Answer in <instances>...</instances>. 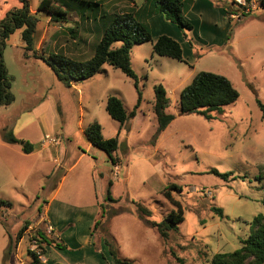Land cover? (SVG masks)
<instances>
[{"label":"rangeland","instance_id":"1","mask_svg":"<svg viewBox=\"0 0 264 264\" xmlns=\"http://www.w3.org/2000/svg\"><path fill=\"white\" fill-rule=\"evenodd\" d=\"M64 1L99 5L70 9L68 22L60 23L38 9L41 0H29L39 19L34 49L47 60L52 53L90 59L113 16L141 8L146 0ZM235 2L228 8L240 19L225 12L226 30L224 18L197 9L188 11L192 30L165 18L166 26L154 22L153 35L177 40L184 61L154 53L151 42L134 44L131 65L138 88L109 64L67 87L47 62L25 51L21 30L9 35L3 59L14 101L0 106V264H32V253L47 264H115L114 256L125 264H211L215 254L241 247L254 217L264 214V116L258 103H264V8L248 13L251 3ZM21 7L18 0H0V26ZM201 71L225 76L239 93L212 118L181 111V92ZM160 84L167 92L165 111L174 119L158 133L153 105ZM139 94L137 114L125 124L108 114L110 96L121 99L130 113ZM94 122L104 138L118 137L115 163L90 144L85 129ZM9 131L35 150L25 154L21 144L6 143ZM212 169L233 175L224 179ZM110 182L111 200L106 199ZM60 184L51 212L65 211L66 217L55 231L41 217ZM167 190L180 203L184 221L162 237L148 220L160 222L177 208ZM136 202L151 216H141ZM214 208H222L223 217ZM40 233L66 248L42 242Z\"/></svg>","mask_w":264,"mask_h":264},{"label":"trees","instance_id":"2","mask_svg":"<svg viewBox=\"0 0 264 264\" xmlns=\"http://www.w3.org/2000/svg\"><path fill=\"white\" fill-rule=\"evenodd\" d=\"M22 7L16 11L8 13L7 18L0 26V106H8L14 101V95L11 92V79L8 74L4 59L3 50L6 46V39L17 29L22 30V39L25 42V51H33L34 57L47 62L58 79L67 87H71L73 82L86 80L97 74L104 64H109L114 68L120 69L126 76L134 80L135 87L138 88V78L131 65V49L134 44L151 42L153 52L170 58L184 61L183 49L181 44L166 34H162L153 42L152 30L148 19L156 14H162L163 17L180 29L192 30L193 24L187 19L186 13L189 11L194 0H146L141 8H132L130 12L117 13L113 16L112 21L106 26L102 38L96 44L93 56L87 60H74L63 54L52 53L50 60L44 59L43 56H37L34 49L36 41L37 27L39 23L38 17L33 15L30 10L29 0H18ZM80 1V0H70ZM251 3L252 0H245ZM68 2V1H67ZM88 7L93 4L99 5V2L82 1ZM235 2V1H234ZM63 0H41L38 9L44 11L53 22L66 23L70 9L83 11L86 5L74 6L72 3H66ZM237 5H241L235 2ZM259 6L264 8V0H259ZM68 5V6H67ZM66 6V7H65ZM228 4L223 5L227 16L232 18L236 15L228 8ZM251 9H249L250 13ZM79 13V12H78ZM72 32V31H71ZM229 38L226 37V39ZM120 43V46H117ZM239 98V93L232 82L223 75L201 71L197 73L190 84H188L181 92L180 106L183 114L198 113L212 118L213 112L222 113L224 107L234 103ZM141 94H139L138 102L134 109L129 113L122 100L116 96H110L106 103V110L114 120L121 125L130 117H135L140 106ZM264 116V103L258 101ZM168 105L167 92L160 84L155 87L154 113L157 117L159 126L158 133L167 128L174 119V115L166 113L165 109ZM85 133L91 145L101 148L111 157L115 163L112 153L119 146L118 137L106 139L102 133V126L98 122L90 124ZM5 141L9 144H21V150L25 154H30L35 150V145L29 141H22L12 132H6ZM210 172L228 179L233 175L232 172L220 173L216 169ZM111 186L109 183L108 194L106 199L111 200ZM175 187V185H171ZM165 196L169 198L177 207L173 209L162 221L154 222L148 220V223L157 228L162 237H167L168 232L177 230L178 225L184 221L183 209L180 203L171 197V193L165 191ZM4 203V201H0ZM136 207L141 216H151L152 211L141 202H136ZM104 217V209L102 210ZM214 211L223 217L222 208H214ZM100 223V219L96 220L95 227ZM253 231L249 237L242 241L241 247L231 252L217 253L213 256L211 264H264V214L260 213L254 217L252 221ZM28 228L25 224L18 233V239L23 235L24 230ZM42 242L49 245L55 244L58 248H66L60 242L53 241L42 233L39 234ZM12 246L10 240L9 249ZM114 255L115 253L112 252ZM32 264L43 263L39 255L32 253ZM115 257V264H125V261ZM52 264H65L55 262Z\"/></svg>","mask_w":264,"mask_h":264},{"label":"crops","instance_id":"3","mask_svg":"<svg viewBox=\"0 0 264 264\" xmlns=\"http://www.w3.org/2000/svg\"><path fill=\"white\" fill-rule=\"evenodd\" d=\"M213 1L216 3V5H215V3L213 4ZM213 1H211V0H194V2H193V4L191 5V7H190V9H189V11H192V10H194V9H197L198 10V12L200 13H214V14H217V15H219L221 18H224V19H222L223 20V23H224V27H225V30H226V28H227V19H226V14H225V11H224V8H223V5H230V2L232 1H235V0H224V2H222L221 0H213ZM230 1V2H229ZM239 1H243V0H238L237 2L239 3V4H243V3H241V2H239ZM245 1V0H244ZM251 4H252V9H251V11H253V10H255V9H258V7H259V4H258V2L257 1H255V0H252V2H251ZM188 14H189V12L186 14V17H188ZM237 15H232V18L233 17H236ZM163 15L162 14H157V15H154V16H152L151 18H149V20H148V22H149V25H150V27H151V30H152V27H153V23L154 22H156V23H158L160 26H162L163 27V25H165L166 26V23H164V21H163ZM236 19H240V17L239 16H237L236 17ZM19 30H21V32H22V30L23 29H19ZM163 32H164V30H163ZM224 32H226V31H224ZM160 36V35H159ZM159 36H157V37H155L154 35H153V32H152V37H153V42H155L157 39H158V37ZM219 37V36H218ZM173 38V37H172ZM178 39V38H177ZM216 39H218L217 37H215V40ZM17 137V136H16ZM20 139V138H19ZM6 142V141H5ZM7 143V142H6ZM9 144V143H8ZM11 145H14V144H11ZM52 145V144H51ZM55 157H57V156H55ZM54 157V158H55ZM58 159V158H57ZM55 160L54 159V161H58V160ZM60 190H61V184L58 186V188L54 191V193H53V195L51 196V198L46 202V204H45V206H44V208H43V215H42V219H47L48 220V222L50 223V225H51V229L52 230H59V228H58V226L57 225H59L60 223H62V219L64 218V216L66 217V212L65 211H63L62 213H60V215H56V214H54L53 212H51V208H52V206L54 205V203L57 201V198L59 197V193H60ZM61 207L63 208V209H65V205H63V204H61ZM62 208H60V209H62ZM66 211H67V209H65ZM61 227V226H60Z\"/></svg>","mask_w":264,"mask_h":264},{"label":"built area","instance_id":"4","mask_svg":"<svg viewBox=\"0 0 264 264\" xmlns=\"http://www.w3.org/2000/svg\"><path fill=\"white\" fill-rule=\"evenodd\" d=\"M239 2H241V1H239ZM244 2H245V1L243 0L241 3L245 4Z\"/></svg>","mask_w":264,"mask_h":264}]
</instances>
